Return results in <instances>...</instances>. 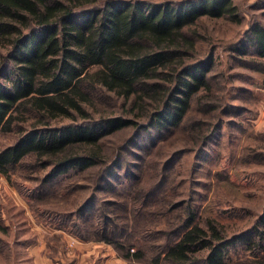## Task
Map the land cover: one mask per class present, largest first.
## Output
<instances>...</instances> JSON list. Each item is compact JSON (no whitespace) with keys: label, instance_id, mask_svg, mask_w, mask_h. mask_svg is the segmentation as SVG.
<instances>
[{"label":"trees","instance_id":"16d2710c","mask_svg":"<svg viewBox=\"0 0 264 264\" xmlns=\"http://www.w3.org/2000/svg\"><path fill=\"white\" fill-rule=\"evenodd\" d=\"M240 10L235 0H0V142L14 136L0 147V174L11 181L23 164L37 166L49 183L72 169L101 170L109 163L107 135L130 126L179 130L191 113L215 108L219 48L202 21L241 24ZM224 48L264 65V23L253 21ZM103 91L133 101L140 116L96 117L95 93ZM60 118L72 120L53 122ZM218 128L195 120V144ZM132 183L128 196L143 208L147 190ZM167 205V229L145 233L160 232L158 245L148 234L129 245L100 238L143 264H230L238 244L251 255L235 264H264V213L249 230L227 235L190 202L169 198Z\"/></svg>","mask_w":264,"mask_h":264},{"label":"rangeland","instance_id":"374dc122","mask_svg":"<svg viewBox=\"0 0 264 264\" xmlns=\"http://www.w3.org/2000/svg\"><path fill=\"white\" fill-rule=\"evenodd\" d=\"M235 1L241 24L202 21L219 48L212 68L215 108L191 113L179 130L130 126L107 135L103 150L109 163L101 170L72 169L49 183L42 182L45 171L37 166L23 164L11 181L0 174V224L5 228L0 229V264H143L123 259L100 235L129 245L148 231L167 229L169 198L190 202L227 235L252 228L264 213V65L232 58L224 47L238 33L246 34L253 21L264 23V0ZM95 101L96 117L140 116L133 101L110 92H96ZM200 118L219 128L197 145L192 129ZM1 141L0 147L14 136ZM132 182L147 190L143 208L128 196ZM148 235L154 245L162 241L156 240L163 237L160 232ZM250 255L238 244L228 261L235 264Z\"/></svg>","mask_w":264,"mask_h":264}]
</instances>
